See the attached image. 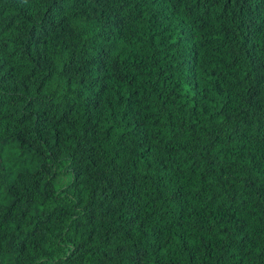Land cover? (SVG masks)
<instances>
[{
	"label": "trees",
	"instance_id": "obj_1",
	"mask_svg": "<svg viewBox=\"0 0 264 264\" xmlns=\"http://www.w3.org/2000/svg\"><path fill=\"white\" fill-rule=\"evenodd\" d=\"M0 264H264V0H0Z\"/></svg>",
	"mask_w": 264,
	"mask_h": 264
}]
</instances>
